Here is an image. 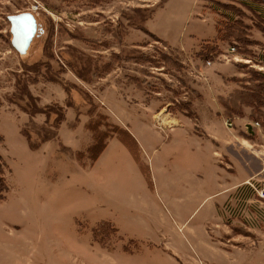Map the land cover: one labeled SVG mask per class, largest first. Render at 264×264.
I'll use <instances>...</instances> for the list:
<instances>
[{"label":"rangeland","instance_id":"374dc122","mask_svg":"<svg viewBox=\"0 0 264 264\" xmlns=\"http://www.w3.org/2000/svg\"><path fill=\"white\" fill-rule=\"evenodd\" d=\"M28 11L38 26L21 54L11 45L7 17ZM147 29L176 46L190 39L189 49L170 47ZM238 31L247 34L243 43L229 37ZM210 67L223 78L212 79ZM257 72L264 74V0H0V155L7 182L0 264H260L264 258L253 252L264 254L260 181L222 194L209 151L194 144L190 153H174L147 126L166 128V108L156 113L167 104L195 119L193 101H216L223 113L201 121L229 135H251L255 127L251 155L263 160L264 102L257 103L262 114L252 115L245 103L227 113L219 100ZM130 106L143 107L144 136L128 118L135 114ZM110 137L108 150L92 161ZM185 156L207 160L190 203L173 168ZM157 157L165 173L156 174L163 189L155 191ZM180 197L181 207L171 199Z\"/></svg>","mask_w":264,"mask_h":264},{"label":"crops","instance_id":"0c3cea01","mask_svg":"<svg viewBox=\"0 0 264 264\" xmlns=\"http://www.w3.org/2000/svg\"><path fill=\"white\" fill-rule=\"evenodd\" d=\"M150 19V18H149ZM149 20H146L145 23H147ZM216 29V36L215 38L218 37V29L215 25ZM151 35L153 34L156 38L159 40H162L165 42L167 45L170 47H175L179 49H189L187 47V40L186 41H181L179 46H176L175 44H169V41L167 38L162 37L155 32L150 31L147 29ZM213 38V39H215ZM210 39V38H209ZM208 39V40H209ZM212 39V38H211ZM207 39H202V41H205ZM211 65V64H210ZM209 75L212 79H221L219 74L216 73V70L213 69V67H210L209 69ZM203 94V93H200ZM205 94V93H204ZM218 96H225L222 93L217 94ZM200 97H207L210 98L209 95H200ZM199 101H193V108L197 114L196 121L195 119L190 118L189 116H183L179 114H175L173 112H170L169 110V105L167 104L164 106L159 112L156 114L158 117L162 113V110H166V116L169 120L167 123L166 128H162L163 131H159L156 128L151 127V125L147 122V126L149 129L153 130L156 132L163 141L168 142L170 149H172L174 153L182 154L186 151L190 153L192 145L196 144L198 146L199 152H202L204 149L205 151H209L210 155L212 158H214L213 162L210 163L211 167V178L213 179L214 183L219 184L221 187L220 192L226 193L228 191L234 190L236 188L244 186L245 188L249 187L251 188V185L255 181H262L264 180V159L263 160H253V155H251V140L255 138V135L257 133V129L254 127V130L251 131V135L248 134V132H242V133H237V132H232L230 135L229 133H224V132H219L217 131V128L214 127L213 123L210 122H202L201 117L202 115H210L212 112L215 110V113L221 114L223 113V109L221 105L218 102H213L212 100L205 101V104L202 103L199 104ZM121 106V112L124 111V105ZM132 110H135V114L129 115L128 118L135 119V128L138 131V136H144L143 132H141V127H142V116L141 111L143 112V107H138V106H130ZM129 109V107L126 106L125 110ZM153 110V108H151ZM139 110V112H138ZM127 113L128 110L126 111ZM163 120V119H162ZM160 123H163L161 120L159 121ZM127 133L131 138L135 139L136 136L133 134L132 129L130 127H127L124 125ZM251 130V128H249ZM137 136V137H138ZM112 137H110L106 141V145L102 152L99 154V156L94 160V162L100 158L107 150L109 147V144L111 142ZM144 141H146L147 145H150V141L148 137L146 136L144 138ZM138 142V140H137ZM239 146L243 150H246V153L240 152ZM243 146H247L246 148ZM156 149H152V153H155ZM226 152V153H225ZM243 155V156H242ZM219 157H222L223 159H226V162L230 163L229 165L227 163H224V166L220 163H223L224 161ZM186 158V156H185ZM189 158V159H187ZM186 159V162L184 164H174L173 168L174 170H177L179 175L183 178V181L177 184L178 187L185 193H187V201L188 203L192 202L194 200L193 193L194 191H197L199 189V185L201 187V178L203 175L206 173L207 167H206V162L207 160L205 159L204 161L200 162H195L193 163L192 157L188 156ZM157 163L156 166H153L151 169L153 172L152 173V186H154L155 191L158 189H163V185H158L157 183V177L156 174L163 175L165 173V167L163 165L162 160L157 157L156 159ZM220 162V163H219ZM256 162V166L253 165V163ZM256 167V168H255ZM231 168V169H229ZM227 171L228 173H226ZM154 182V183H153ZM176 183H172L171 185H166L164 184L165 188L164 189H174ZM173 203H179L178 206H182V202H184L185 199L182 200V198H171ZM217 219L215 220V222ZM217 225V224H216ZM243 238H249L247 241H251V237H231L229 240H246ZM260 237H255V239H258ZM220 240H218V246ZM254 254L258 256V258H264V254L262 252L257 251L255 248H253ZM252 254V252H251ZM260 264H264V260H260Z\"/></svg>","mask_w":264,"mask_h":264},{"label":"trees","instance_id":"16d2710c","mask_svg":"<svg viewBox=\"0 0 264 264\" xmlns=\"http://www.w3.org/2000/svg\"><path fill=\"white\" fill-rule=\"evenodd\" d=\"M231 30L235 31V27L232 26ZM238 32L241 34L242 37L239 35L235 36L234 34H229V37L236 39L238 42H242L244 39V36H247V34L245 35V34H243V32H240V31H238ZM218 37H219V32H218ZM250 42H251V40L248 39L247 43H250ZM11 45H12V43H11ZM12 47H13V45H12ZM13 49L16 52H18L14 47H13ZM256 74H257V77H254V79H252L253 83L251 82V80H244L243 79V82L246 81L249 83V85H247L246 87H243V89L236 90L227 99H224L223 97H219V100L221 101L222 106L227 113L233 112V110H234L233 108L237 103L238 104L245 103L246 105H248L252 109V111H253L252 115H254V113L262 114V112L258 109L259 107L257 105L258 104L262 105L264 102L263 101L264 100V74L258 73V72ZM189 108H190V106L187 107V109H189ZM249 128H251V131L254 130V127H252V126H250ZM1 141H2V137H0V142ZM105 145H106V142L101 146V148L98 150V152L93 156L92 161H94L99 156V154L104 149ZM5 173H6V166H5V163L3 161L2 156L0 155V199H2L4 197V194L7 191V182H6Z\"/></svg>","mask_w":264,"mask_h":264},{"label":"water","instance_id":"95a60500","mask_svg":"<svg viewBox=\"0 0 264 264\" xmlns=\"http://www.w3.org/2000/svg\"><path fill=\"white\" fill-rule=\"evenodd\" d=\"M10 22L11 43L19 52L24 53L35 36L38 22L32 12L12 14L7 17Z\"/></svg>","mask_w":264,"mask_h":264},{"label":"built area","instance_id":"2783aa9c","mask_svg":"<svg viewBox=\"0 0 264 264\" xmlns=\"http://www.w3.org/2000/svg\"><path fill=\"white\" fill-rule=\"evenodd\" d=\"M233 49V48H232ZM225 125L228 127L232 126V122L229 120L225 121ZM257 196L260 200L264 201V180L260 182L259 187L256 189Z\"/></svg>","mask_w":264,"mask_h":264}]
</instances>
